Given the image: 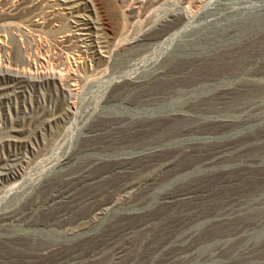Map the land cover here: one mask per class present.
I'll return each mask as SVG.
<instances>
[{
    "label": "rangeland",
    "instance_id": "rangeland-1",
    "mask_svg": "<svg viewBox=\"0 0 264 264\" xmlns=\"http://www.w3.org/2000/svg\"><path fill=\"white\" fill-rule=\"evenodd\" d=\"M255 1L0 0V264H264Z\"/></svg>",
    "mask_w": 264,
    "mask_h": 264
},
{
    "label": "bare ground",
    "instance_id": "bare-ground-1",
    "mask_svg": "<svg viewBox=\"0 0 264 264\" xmlns=\"http://www.w3.org/2000/svg\"><path fill=\"white\" fill-rule=\"evenodd\" d=\"M248 2V1H247ZM245 3V2H244ZM251 4V3H250ZM240 5V4H239ZM244 5V4H243ZM243 5H241V6H243ZM12 7V6H11ZM14 7V6H13ZM13 9V8H12ZM16 9V8H15ZM244 9V8H243ZM12 11V10H11ZM247 11H249V12H251V13H255V12H260V15H261V13H263L264 14V0H256L255 1V3H253V4H251L250 5V7H249V9H247ZM247 11L246 10H244L243 11V14H244V12H246L245 14H248L247 13ZM254 11V12H253ZM13 12V11H12ZM240 12V11H239ZM242 13V12H241ZM52 14V13H51ZM250 14V13H249ZM50 15V14H49ZM240 15V14H239ZM239 15H237V16H239ZM251 15V14H250ZM255 15V14H254ZM257 15V14H256ZM53 16V15H52ZM49 17V16H48ZM54 17V16H53ZM258 17V16H257ZM52 19V18H51ZM260 18H256V20L258 21ZM53 20V19H52ZM262 21H264V15H261V21L260 22H262ZM83 22V21H82ZM42 23H44V22H42ZM42 23H40V25H38L40 28L42 27ZM81 23V22H80ZM259 23V22H258ZM263 23V22H262ZM84 25V24H83ZM85 25H87V24H85ZM252 25H255V24H252ZM260 25V24H259ZM258 25V26H259ZM37 26V25H36ZM37 26V27H38ZM261 26V25H260ZM252 28H254L253 26H252ZM91 29V28H90ZM83 36H85L86 38H84L83 40H85V42H90V37L89 36H87V35H83ZM66 40H67V38H66ZM71 40V39H70ZM81 40V39H80ZM69 41V40H68ZM101 52V51H100ZM17 59L18 60H20L21 62H23L24 63V60H22V57L21 56H19V54H17ZM253 71V70H252ZM28 73V72H27ZM28 75V74H27ZM45 75V74H44ZM62 74H60V76H61ZM254 75H256V74H254ZM53 76V75H52ZM66 76V75H65ZM2 77H5V79H7V80H10V81H18V82H23L24 81V83L25 82H33V81H31V77L29 78V77H27L26 76V74H24L23 73V71L22 72H17L16 71V73H12V74H4V75H2ZM62 77V76H61ZM78 77V76H77ZM35 78V77H34ZM40 78V77H39ZM59 78V77H58ZM81 78V77H80ZM46 79L47 80H45L46 82H52V83H56V84H60V85H62L63 84V79H62V82H61V79L59 78V79H57V76H56V78L53 76L51 79H50V81L48 80L49 78L48 77H46ZM68 79H70V76L68 77ZM40 82L41 81H44V80H39ZM68 81V80H67ZM137 83V82H136ZM54 85V84H53ZM246 85V84H245ZM251 85V84H250ZM63 86V85H62ZM247 86V85H246ZM254 87H255V85H253ZM249 87V86H248ZM252 87V86H251ZM243 88V87H242ZM247 88V87H246ZM248 89V88H247ZM251 89V88H250ZM259 89V88H258ZM67 90V89H66ZM244 90H245V86H244ZM249 90V89H248ZM254 90V89H253ZM255 91V90H254ZM243 92V91H242ZM247 92V91H246ZM250 92V91H249ZM252 92V91H251ZM67 93L69 94V93H71V91L70 90H67ZM227 93V92H226ZM256 92H254V94H255ZM257 93H258V91H257ZM228 94V93H227ZM226 94V95H227ZM234 94V93H233ZM264 94V93H263ZM248 95V94H247ZM246 95V96H247ZM257 95V94H256ZM225 96V95H224ZM259 97L258 98H260L261 96H262V93H260L259 95H258ZM227 96H225V98H226ZM248 97V96H247ZM229 98V97H228ZM251 99V98H250ZM257 99V98H256ZM252 100V99H251ZM250 100V101H251ZM258 102V101H257ZM260 102V101H259ZM261 103V102H260ZM244 104H246V103H244ZM248 104V103H247ZM253 104V103H252ZM65 106L67 107V112L69 111V109H70V103L68 102V103H65ZM255 107V106H254ZM263 107V106H262ZM249 108H250V106H249ZM257 108H259V107H257ZM245 109V108H244ZM255 109V108H254ZM243 110V109H242ZM246 110H248L247 108H246ZM258 110V109H257ZM259 110H261V109H259ZM252 111V110H251ZM182 115V114H181ZM183 117H184V115H183ZM186 117V116H185ZM184 117V118H185ZM174 118V117H173ZM175 118H177L178 119V117H177V114H176V116H175ZM182 118V117H181ZM186 118H188V116L186 117ZM213 118V117H212ZM180 119V118H179ZM183 119V118H182ZM195 119V118H194ZM214 119V118H213ZM212 119V120H213ZM174 120V119H173ZM187 120V119H186ZM185 120V121H186ZM190 120V119H189ZM188 120V121H189ZM175 121V120H174ZM183 121V120H182ZM192 121V120H191ZM222 121V120H221ZM223 121H225V120H223ZM191 123H193V122H191ZM204 123V122H203ZM243 123V122H242ZM248 123H249V121H248ZM201 124V123H200ZM218 124V123H217ZM193 125V124H192ZM191 125V126H192ZM186 126H189L190 127V125H186ZM185 126V127H186ZM188 127V128H189ZM199 127V126H198ZM187 129V128H186ZM191 129V128H190ZM193 130V129H192ZM191 130V131H192ZM187 131V130H186ZM184 133V132H183ZM189 133V132H188ZM146 162V161H145ZM173 162V161H172ZM214 162V161H213ZM170 165L172 164V163H169ZM174 164V163H173ZM162 165V164H161ZM157 166V165H156ZM155 166V167H156ZM173 166V165H172ZM165 167V166H164ZM152 168V167H151ZM154 169V168H153ZM152 169V171H153V173H152V176H151V180H155L157 177H159V175L162 173V171H163V167L162 166H160L159 168H157V169H154L153 170ZM152 171H150V172H152ZM136 172V171H135ZM135 172H134V174H135ZM149 172V173H150ZM148 173V174H149ZM140 174V173H139ZM138 174V175H139ZM143 175V174H142ZM147 175V174H146ZM135 176V175H134ZM140 176H141V174H140ZM139 176V177H140ZM138 177V176H137ZM139 177L137 178L138 179V181H139ZM160 177H162V176H160ZM160 177H159V179H160ZM145 179H147L146 178V176L144 177ZM142 179V178H141ZM145 179H144V182L146 183L147 181H145ZM134 180V179H133ZM143 180V179H142ZM132 181V180H131ZM136 181V180H135ZM137 182V181H136ZM155 182V181H154ZM153 182V183H154ZM160 182V181H159ZM135 183V182H134ZM141 183H143L142 181H141ZM157 183V182H156ZM132 184H133V182H132ZM140 184V183H139ZM144 184V183H143ZM152 184V183H151ZM126 185H128V184H126ZM137 186V185H136ZM135 186V187H136ZM140 186V185H139ZM150 187V186H149ZM128 187L126 186V187H124L121 191H119L118 193H116L115 195H114V199L112 200L113 201V203H114V205L113 206H115V205H118V204H120V203H122V202H124V201H127V200H129L130 198H131V195H133V194H131L130 192H128L127 189ZM140 188V187H139ZM138 192V191H137ZM137 192H136V195H137ZM138 195H140V194H138ZM139 197V196H138ZM137 197V198H138ZM136 198V197H135ZM140 198V197H139ZM144 198V197H143ZM143 198H141L142 200H143ZM185 199V198H184ZM136 200V199H135ZM145 200V199H144ZM137 201V200H136ZM139 201H141V200H139ZM129 202V201H128ZM133 202V201H132ZM135 202V201H134ZM136 203V202H135ZM138 203V202H137ZM126 204V203H125ZM261 204V203H260ZM122 205V204H121ZM237 205V204H236ZM233 206V207H230V210H228L227 212L228 213H223V214H220V215H217V217H218V219L217 220H219V221H230L232 218H234V217H236V216H239V215H241V213H243V211H245V210H251V209H253V208H248L249 206H251V205H249V203H243V202H238V205L237 206ZM254 205V204H253ZM257 205V204H256ZM230 206V205H229ZM229 206H228V208H229ZM255 206V205H254ZM257 207V206H256ZM227 208V207H226ZM255 209V208H254ZM107 210H109V209H107ZM107 210H103V211H101V212H98L96 215H94L89 221H90V224H96V222L105 214V212H107ZM223 210H225V209H223ZM97 211V210H96ZM219 212H221V211H219ZM238 218V217H237ZM209 220V219H208ZM261 220V219H260ZM218 221V222H219ZM100 223V222H99ZM214 223H217V222H214ZM222 223V222H221ZM228 223V222H227ZM219 224V223H218ZM185 225V224H184ZM247 225V224H246ZM245 225V226H246ZM241 228V227H240ZM191 231V229L190 230H186L185 231V233H184V237L185 238H187V239H190V238H192V236L194 235V234H192V231ZM238 232V231H237ZM126 233V232H125ZM156 233V232H155ZM231 234V233H230ZM236 235V234H235ZM178 237V236H177ZM181 238V237H180ZM234 238V237H233ZM127 239V238H126ZM39 243V242H38ZM176 243V242H175ZM56 244V243H55ZM111 246H113V245H111ZM46 247V246H45ZM52 247V246H51ZM60 247V246H59ZM109 247V246H108ZM126 247V246H125ZM125 247L122 245V244H120V246H113V247H111V248H109V249H111V250H109V252L111 251L112 253H111V258H110V264H112V262L113 261H115L116 259H119L120 257H121V255L124 253V251H125ZM223 247V246H222ZM127 248V247H126ZM59 249V248H58ZM184 249V248H183ZM48 250H50V248L48 249ZM53 250V249H52ZM55 250V249H54ZM105 250V249H104ZM185 250V249H184ZM192 250V249H191ZM40 251V250H39ZM51 251V250H50ZM108 251V250H107ZM217 251V250H216ZM43 252H45V251H43ZM102 252V251H101ZM190 252V251H189ZM188 252V253H189ZM41 253V252H40ZM45 253H47V252H45ZM183 253H185V252H183ZM182 253V254H183ZM105 254V253H104ZM164 254V253H163ZM175 255H173L172 257H171V259H173V260H176V263H177V261H179V263L180 262H184L185 263V260L188 258V261H189V254H188V256H180V255H178V254H176V253H174ZM101 255V254H100ZM103 255V254H102ZM106 255V254H105ZM124 255H125V253H124ZM165 255V254H164ZM104 256V255H103ZM165 256H167V255H165ZM212 256V255H211ZM102 256H99V253L95 256V255H93V257L91 258V261H95L96 260V262H98L97 260L99 259V258H101ZM192 258H194V256L192 257ZM196 258V257H195ZM121 260V259H120ZM168 260H170L169 258H168ZM172 261V260H171ZM170 261V262H171ZM74 264H77V263H74Z\"/></svg>",
    "mask_w": 264,
    "mask_h": 264
}]
</instances>
